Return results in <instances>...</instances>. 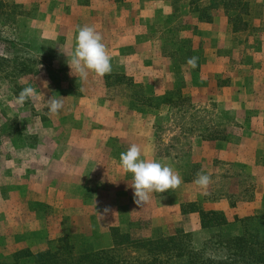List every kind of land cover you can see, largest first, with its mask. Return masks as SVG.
<instances>
[{"label":"crops","instance_id":"0c3cea01","mask_svg":"<svg viewBox=\"0 0 264 264\" xmlns=\"http://www.w3.org/2000/svg\"><path fill=\"white\" fill-rule=\"evenodd\" d=\"M33 2L39 5V13L34 20H38L42 27L41 36L45 39H60V57L54 61L59 62L61 68L70 69L67 58L74 47L77 25L93 26L101 34L102 42L112 58V71L103 77L90 73L88 79L82 81L75 77L74 72H66L70 79L66 74L60 76L61 92L50 93V96L63 97L59 117L49 114L51 123L48 133L59 137L56 138L57 143H53L55 139L50 134L46 137L43 157L36 154L34 168H38L43 159L45 179L71 181L72 195L69 196H74L73 193L77 196L74 201H68L66 195L69 193L65 190L59 192L54 183L49 182L44 186L47 205L57 208L59 204L62 213L75 212L72 216L78 217L89 212L99 214L108 209V225H120L122 219L136 218L157 221V226H176L187 231L200 228L198 211H182V205L187 203H194L203 210L222 211L228 221H232L235 216L260 213L264 206V61L252 69L247 68L246 75L242 74L244 69L239 66L229 82L215 81L212 94L208 95V100L216 103L219 109L233 105L234 117L238 122L237 139L199 138L192 143L194 155L191 154L190 159L205 163L207 172L219 177V174L227 172V169L222 172L223 167L228 166V171L235 177L251 176L254 179L252 196L239 199L231 205L230 195L234 193L227 189V193H218L215 191L216 186L209 184L207 195L202 194L204 190L193 182L189 164L182 166L176 158L162 157L158 152L163 143H156L154 138L158 129L155 121L163 113L161 108L150 105V99L162 97L164 91L177 81L171 70V59L162 49L159 38L166 30L159 25L173 14L171 0ZM184 6L192 16V24L197 25L200 31L216 25L214 18L210 23L200 21L197 12L190 11L189 0H185ZM217 30L223 37L218 41V48L225 50L228 48L229 32L222 26ZM218 48H212V51ZM206 58L200 72L209 70V74L220 77L229 68L228 62L223 61L217 69L216 54L210 57L206 53ZM220 58L225 59L224 56ZM187 68L185 66L184 72ZM135 82L145 84L146 90L141 97L133 90ZM72 84H79L80 90L73 93L69 88ZM201 85L200 89L205 91V83ZM206 85H211V82ZM246 116L249 118L244 122L242 117ZM132 144L140 146L142 158L157 159L171 165L181 175L182 184L174 190L154 192L147 202L137 205L131 187L132 174L126 173L119 163L120 153ZM56 148H60V152ZM195 154H199L198 161L192 159ZM68 185H62V189H67ZM37 188L40 189L39 185L33 184L35 192H38ZM40 195L39 190L38 197L32 201L36 203L41 200ZM73 203L81 207L69 210L68 204ZM86 204L91 206L89 211H86Z\"/></svg>","mask_w":264,"mask_h":264},{"label":"rangeland","instance_id":"374dc122","mask_svg":"<svg viewBox=\"0 0 264 264\" xmlns=\"http://www.w3.org/2000/svg\"><path fill=\"white\" fill-rule=\"evenodd\" d=\"M171 2L173 14L159 25L166 29L159 38L162 49L171 59V70L177 81L173 87L164 91L162 97L150 99V105L161 108L163 113L155 121L158 129L154 138L156 143H163L158 152L162 157L176 158L182 166L189 164L194 179L198 172L208 174L211 177L210 184L216 186L215 191L220 193L227 189L234 193L230 195V204L233 205L239 199L252 196L254 179L251 176L235 177L228 171V166L223 167L222 172L226 169L227 172L219 174V177L211 174L204 168L205 163L190 159L191 154L194 155L191 148L194 140L205 139L204 135L213 132L219 133L221 137L225 135L224 138L237 139L238 122L234 117L233 105H225L219 109L216 103L208 100V95L212 94L215 81L229 82L239 66L244 69L242 74L246 75L247 68L252 69L260 61H264V6L262 5L261 15L245 17L247 23L238 25L236 29L232 28L223 9L210 10L217 26H208L206 30L200 31L197 25L192 24L190 13L186 12L185 0ZM38 8L39 5L32 3V0H0V258L11 263L13 253L19 249L37 252L45 248L50 239L65 231L72 235L91 236L96 247H107L111 244L109 228L112 226L128 231L133 238L170 235L178 229L193 233L196 239L208 237V231L201 227L187 231L176 226H157V221L136 218L122 219L120 225H108V212H89L78 217L72 216L75 212L62 213L59 204L57 208L47 205L44 186L49 182H53L59 192H68V201H74L77 196L76 193L69 196L72 195L71 181L45 179L43 159L38 168H34L36 154L43 157L46 137L50 134L55 139L52 140L53 143H57L56 138L59 137L48 133L51 120L50 112L45 108L46 100L48 96L50 98L51 91L61 92L60 76L73 72L61 68L60 63L54 61L60 57V39H45L41 36L42 27L38 20H34L39 13ZM190 11L194 12L193 9ZM220 26L229 32L228 48L225 50L218 48L219 39H223L217 30ZM212 48L218 49L212 51ZM206 53L210 57L216 54L217 69L223 61L228 62L229 68L220 77L209 74V70L202 69L200 72V67L207 60ZM193 56L198 57L195 69H191L186 63ZM221 56L225 59H221ZM47 60L50 63H46ZM185 66L189 68L184 72ZM68 78L70 79L69 75ZM202 82L207 88L205 91L200 89ZM209 82L211 85H206ZM72 85L69 88L73 93L80 90L79 84ZM28 86L35 89V96L23 106L16 105L15 97ZM132 87L140 97L146 90L142 82H135ZM66 91L65 88L64 92ZM54 117L59 116L55 114ZM247 118L249 116L242 117L244 122H247ZM56 150L60 152V148ZM192 159H199V154H195ZM66 183H69L67 189H62V185ZM33 184L39 185L40 189H36L38 192L33 189ZM39 190L41 200L34 203L32 199L38 197ZM215 195L214 193L213 196ZM80 207L77 203L68 204L69 210ZM85 207L86 211L91 209L87 204ZM263 208L264 206L261 210ZM233 221L234 218L228 222Z\"/></svg>","mask_w":264,"mask_h":264},{"label":"trees","instance_id":"16d2710c","mask_svg":"<svg viewBox=\"0 0 264 264\" xmlns=\"http://www.w3.org/2000/svg\"><path fill=\"white\" fill-rule=\"evenodd\" d=\"M189 5L204 22L212 21L210 10L223 9L236 29L247 23L245 17L261 15L264 0H189ZM204 137L225 135L213 132ZM195 210L200 227L209 233L204 239L182 229L170 235L133 238L128 231L112 226L111 244L96 247L91 236L65 231L42 250L19 249L11 263L0 258V264H264V208L228 222L222 211L199 209L194 203L182 205L184 212Z\"/></svg>","mask_w":264,"mask_h":264},{"label":"clouds","instance_id":"9594fccd","mask_svg":"<svg viewBox=\"0 0 264 264\" xmlns=\"http://www.w3.org/2000/svg\"><path fill=\"white\" fill-rule=\"evenodd\" d=\"M68 66L75 77L87 80L89 74L103 77L112 71L111 56L109 55L101 34L90 25L76 26L74 47ZM198 57H190L186 63L191 69L197 67ZM35 96V89L31 86L24 87L15 97V103L23 106L26 101ZM63 97L50 96L46 100L45 108L52 114H58L63 107ZM119 163L126 173L132 174L134 202L140 205L151 198L152 193H163L170 189H176L182 184L181 175L169 164H164L157 159L142 158V150L137 144H132L120 153ZM194 184L203 189L207 195V188L211 183V177L198 172ZM108 209H105L107 212Z\"/></svg>","mask_w":264,"mask_h":264}]
</instances>
